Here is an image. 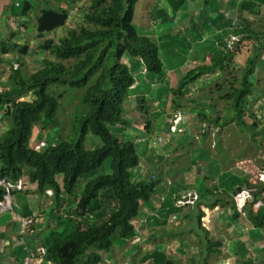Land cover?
<instances>
[{
	"label": "trees",
	"instance_id": "trees-1",
	"mask_svg": "<svg viewBox=\"0 0 264 264\" xmlns=\"http://www.w3.org/2000/svg\"><path fill=\"white\" fill-rule=\"evenodd\" d=\"M138 2L139 0H86L84 6L86 9L81 8L84 24L69 28L66 34L58 39L54 37V32L60 28L57 30L59 33L65 28L70 11L46 4L36 15V38H40L38 41H28L29 43L24 44L3 41L0 44V79L5 74V68H1L2 56L14 50L18 52L15 63L10 65L7 88L3 87L0 90V110L3 112V119L9 122L8 128L0 134V175L12 181L24 178L26 183L24 195L27 191L44 194L47 188H53L58 209L55 207L52 210V212L55 211L52 219L57 220L60 226L68 223L69 226L57 233L52 240H50L51 237L43 239L47 246L43 260L47 259L50 264L101 262V253L112 248L115 235L117 241L136 235L137 231L131 220L138 216L142 203H147L146 201L153 198L160 183L167 182V186L163 184L164 190L181 185L178 181H170L172 175H169L167 179L169 172H163L165 165L160 167L154 162L152 166L145 169V172H142V160L138 155L136 144L120 140L108 129L109 125H130L124 114L131 109L124 103L133 93L131 89L134 88L137 80L133 75L136 62L139 67L146 68V73L152 77L156 88L161 82L165 85L167 69L180 72L179 67L185 61V58H182L178 64L173 62L172 68L164 67L160 54L161 47L157 40L153 36L150 37L138 31L139 27L135 21ZM240 4L241 8L255 17V20L250 22L246 19L245 27H241L229 36L228 41L227 39L223 41L224 48L220 50L216 48V52L219 53L212 52L208 64L201 63L180 72L181 76L169 92L176 97L199 78L214 73L215 69L224 70L237 41L239 43L246 39L251 46H254L255 54L248 58V64L244 67L240 79V86L230 88L223 97L230 103L227 108L228 113L231 112L234 117L217 115L216 120H211L207 118L205 112L199 113L198 116L201 121L208 123L207 125L210 122L216 126H224L228 120H234L241 131L250 130L255 136L260 134L257 131V120L255 119L253 124L248 126V119L245 116L249 99L255 95V89H257L254 83V64L256 58H259L260 50L264 47V44L259 41L264 40V13L258 2L240 0ZM204 5L212 10L211 12L219 9L217 0H205ZM16 7H19V3ZM36 10L38 8L27 1L22 4L20 13L16 16H26L29 12ZM152 14L157 16L154 12L150 13ZM146 17L148 18L149 15ZM256 19L257 23L253 24ZM51 33L52 36L46 37ZM30 43L34 45L30 46ZM171 50L174 51L173 48ZM24 58L34 61L33 64L37 65L33 73L24 72L23 67L26 65ZM124 58L126 62L122 60ZM261 60L264 62V57H261ZM91 78L94 79L92 82ZM81 90H84V93ZM80 92L83 95L81 102L88 107V112L77 121L82 128L78 140L48 143L39 138L49 126L58 125L57 113L61 110L63 97L69 93ZM28 95L30 98L25 99ZM144 99L149 100L148 97H143L139 102ZM179 107L183 108V106ZM138 109L140 110V106ZM186 112L183 111V113ZM180 113L170 120L166 132H171V125L178 116V131L173 134L183 131L186 134L187 126L186 124L184 126V119ZM0 123H2L1 120ZM36 126L41 128L38 132L39 137L36 136L37 139L31 141ZM191 127L189 126L188 132ZM203 129L205 131L204 127ZM88 132L93 133L100 140L101 146L98 149L90 151L84 148V139ZM35 142H46L48 147L41 148L38 152L36 148L31 147ZM152 153L155 154L154 148ZM105 159H110L111 173L90 179L84 189L78 192L79 180L93 176ZM193 166L195 167L194 163ZM207 169L212 167L208 165ZM239 170L237 168V172ZM241 175L243 176L241 185L245 184L248 188H254L251 191L252 199L246 203L243 210L257 227L262 228L264 227V201L256 213L252 210L255 204L263 199L264 181L254 184L250 182L249 174L241 173ZM179 178L180 175H175V179ZM239 184L237 181L234 183V185ZM206 191L214 194V191ZM226 193L231 196V193L227 191ZM3 195L4 190H0V201ZM66 195L70 198L69 202L64 203L61 197ZM179 197L180 195L175 196L173 204L161 210L166 208L170 211L169 207L179 208L176 205ZM223 201L236 208L237 216L240 214L234 195L232 200L223 199ZM14 207L15 212H18L19 205L14 204ZM156 210L155 206L151 209V211ZM20 211V214H28L25 210ZM31 216L35 218L34 229L36 217ZM47 221L45 225L50 223V218ZM51 234H56V231L52 230ZM18 235L23 238L25 234L19 231ZM207 244V251L210 253L214 251L213 246L220 245L221 242L208 240ZM167 264H173V262L168 260Z\"/></svg>",
	"mask_w": 264,
	"mask_h": 264
},
{
	"label": "crops",
	"instance_id": "crops-1",
	"mask_svg": "<svg viewBox=\"0 0 264 264\" xmlns=\"http://www.w3.org/2000/svg\"><path fill=\"white\" fill-rule=\"evenodd\" d=\"M27 1L33 4L34 7H37L38 10L35 12L31 11L26 16H16L20 13L19 9L22 4ZM80 1H85L86 4V0H75V2L74 0H0V44L3 41L18 42L20 44H24L28 41L34 42L37 36L35 24L36 15L39 14L46 4L52 7L69 9L70 17L66 24L69 25V22L75 23V14L72 11V7H75ZM217 2L219 4V9L211 12L212 10L206 7L207 12L203 18V11L200 9V5L204 4L205 0H159L160 4L154 11V14L157 16L152 14L147 18L146 16L142 17L138 15L139 19L135 17V21L141 33L147 34L150 37L153 36L154 39L157 40L159 46L161 48L165 47L168 53H176L180 50L178 47L179 42L175 38L176 32L183 35V50L180 51L185 61L179 67V70L180 72H184V70L193 68L201 63L208 64L211 60L212 52H216L217 47V50H219V45L223 42V39L226 40L229 36L236 33L238 29L245 27L246 19L250 22L255 20V17L251 16L246 9L244 10V8H241L240 0H217ZM250 2H258L259 5L264 8V2H262V0H250ZM18 3L19 7H16ZM187 3H191V5ZM262 7H260V9L262 13H264ZM164 10H166V12L168 10V12L163 13ZM256 23L257 19L253 24ZM204 25L210 26L211 33H216V35L208 34L210 36L209 50H204L200 45L207 40V38L202 35L205 32ZM59 29L60 28L57 30ZM57 30L54 34L61 36L60 32L63 31L57 33ZM222 32L227 33L226 37L219 40L220 36L218 33ZM48 36H52V33L46 35V37ZM33 45L34 43H30V46ZM223 46L221 44V47ZM172 48L174 50L173 52L171 50ZM217 53L219 52L217 51L216 54ZM2 57L3 64L1 68H9L12 63H15L18 54L12 51L4 54ZM135 64L138 65L137 62ZM172 72L173 70L167 69V80L169 79L168 74ZM174 72H177L178 75L181 74L178 70H174ZM145 74L148 79L147 81L144 80L143 75L139 76L137 74V76H135L137 80L134 88L131 89V92H135V94L126 98L124 103L125 106L131 103H137L143 97L147 98L151 92V87H154V84L153 81L151 82L146 72ZM8 77V75L4 74L0 81L6 80ZM150 83L151 86L149 88L148 85ZM263 104L260 108L264 107ZM0 120H4L1 110ZM253 122L254 121L250 122L249 120L247 125L250 126ZM0 124H3V122ZM8 124L9 122L4 123V127H2L3 130L0 131V134L8 128ZM201 125L202 124L199 126ZM200 132L199 130L194 131L195 135H192L193 130L191 127L189 134L193 140H195L198 138L197 136ZM149 150V152L144 151V153H149L150 158L154 157L155 154L151 152L152 149ZM240 172L242 173V169H240L239 172L235 169V173L238 177L236 181L240 183L238 186L242 187L245 184L241 185V183H243V176ZM246 174H249L251 183L258 184L262 181L260 175L264 174V172H260V169L255 165L252 166ZM193 179L194 178L188 179L190 184L192 181L191 185H194L196 181V179ZM220 183H223V180L220 181ZM163 184L167 186V182L160 183L151 200L146 201L147 203L141 202L142 205L138 216L131 220V223H133L136 228V235L124 240L118 239L119 241L116 245L113 242L110 250L101 253L102 260L97 264H167L168 260L172 261L173 264H201L202 262L206 264L205 261L210 264H264V227H257L254 222L247 217L246 211L241 210L240 214L237 216L235 213L236 208L225 203L223 199H218L219 197H216L215 200L217 201L215 203L211 200L201 199L202 202L198 200L191 204L179 206V208L169 207L170 211L166 208L165 210H161L164 209L165 206L168 207L170 204H173L175 196L179 195L178 192L181 191L180 189H183V185H175L164 190L165 186H163ZM199 188L201 191L202 187L199 186ZM186 189L199 192L198 189H195V186ZM253 189L254 188H251V191ZM236 191L237 190L231 192L230 198L224 199L232 200V195L235 196ZM188 193L197 194L195 192H187V194ZM219 193H222V191H219ZM25 196L27 204L24 206L17 204L19 205L17 211L21 212L20 210H25L28 212V215H34L36 217L34 229L33 226H31L27 232H25V235L29 238L28 249L25 250L22 246L13 243V240L16 242V235L19 234L20 228L18 223L13 220L12 213L11 215L0 214V245L4 244V246H0V264H25L27 256H30L31 264H36L37 262V264H47L40 254V249L42 248L47 251V246H45L43 239L51 237L50 240H52L53 237L57 235V232L56 234H51V230L50 235L47 236L43 230H48L49 227H59L60 225H58L57 220L53 219L54 221L50 223V226L47 225V228L42 226L48 222V218H52V214H54L55 211H53L51 215V211L43 214L39 211H44L49 207V209L52 210L54 207L49 205L43 206L41 204L43 199L40 201V206H38L37 200L35 199L37 192L25 194ZM161 196L165 197L164 202L160 201ZM249 199L251 200L252 198L250 197ZM218 200H220V202ZM157 201H159L161 206H158ZM262 201H264V193L263 199L255 204L254 210H252L254 213L258 211ZM151 206H155L157 210L151 211ZM195 207L200 214L197 220V227L190 226L191 223L186 217V212L191 211V209ZM191 212L195 214V211ZM47 215H50V217ZM182 224H184L183 228L178 227ZM174 228H176V231H174ZM194 231H196V233L204 232L207 236V238H204L205 241H220L221 244L219 246H214V248H212L214 251L210 253L207 251L208 248L201 250L199 243L202 245V242L200 238L197 240L196 235L192 234ZM187 232L190 234L187 235ZM9 241H11V244L8 243Z\"/></svg>",
	"mask_w": 264,
	"mask_h": 264
},
{
	"label": "rangeland",
	"instance_id": "rangeland-1",
	"mask_svg": "<svg viewBox=\"0 0 264 264\" xmlns=\"http://www.w3.org/2000/svg\"><path fill=\"white\" fill-rule=\"evenodd\" d=\"M152 4H154L153 7ZM159 4V0H139L136 5V19H139L138 15H141L142 17L150 15V13H153L157 9ZM187 4L191 5V3ZM203 5L204 4L200 5V9L203 11L202 17L204 18L207 10L206 6ZM84 6L85 1H80L75 7H72V11L75 14V23L69 22V25L66 24L65 29L61 30L63 32H60L61 36L66 34L69 28L84 24V14L81 11V8ZM84 9H86V7H84ZM165 12L166 10L163 11V13ZM204 31L205 32L202 35L205 36L207 40L200 45L204 48V50H209L210 36L208 34L210 33L211 35H216V33H211L210 26L207 25H204ZM226 34V32L218 33L220 36L219 40L226 37ZM54 37L58 39L60 36L55 34ZM175 38L179 42V49L183 50V35L176 32ZM38 40V38H35L34 42ZM259 41L264 44V40ZM221 44L223 46L224 43L221 42ZM221 44L219 45V50L222 49ZM180 50L176 53H168L165 47L161 48L160 54L163 58L165 68H172L173 65L171 64L173 62L178 64L182 58H184L181 56ZM14 52L18 54L17 50H14ZM231 52V58H229V61H226V67L224 70L215 69L214 73H209L199 78L198 81L189 84L176 97L174 94L170 93L169 90L176 85L177 80L181 75H178L177 72L169 73V79L167 80V77H165L167 80L165 81V85L161 82V84H157L156 88L151 87V92L147 96L149 98L148 101L144 99L139 103H131L126 106L131 109L124 114L127 121L130 122L129 126H108L110 132L120 140L130 141L136 144L138 155L142 160V172H145V169L148 166H152L154 162L160 167L165 165L166 168L164 166L163 172H169L166 176L167 179L169 175H172V179L170 181H178L181 185H183V189H180L181 191L178 192L180 196L187 195V192H195L198 194V198L200 194L199 199L203 200L215 201L216 197L222 199L230 198V195L227 194L226 191L231 193L238 187V185H234L238 179L235 169H242V173L246 174L252 166L256 165L260 169V172H264V133H262L264 132V107L260 108L264 101V62L261 60V57H264V47L259 52V58H256L255 60L254 83L257 89H255V95L249 99L246 107L247 113L245 116V118H247L248 121L250 120V122L255 121V119L257 120V131H259L260 134H255V136H253L250 130L245 129L244 131H241L239 128L240 126H238L234 120H228L227 124L224 126H216L214 124H210V122L209 125H207L208 123L201 121L198 116L199 113L204 114L203 112H205L207 118L211 120H216L217 115L231 116L230 118L234 117L231 112L228 113L227 108L230 106V103L225 101L223 97L230 88L240 86L243 69L248 64V58L255 54V49L254 46H251L250 42L245 39L237 43L234 51ZM24 59L26 60V65L23 67L24 72L33 73V70L37 65L33 64L34 61L27 58ZM122 60L126 62L125 58ZM127 63L130 64L129 62ZM134 68L136 69L133 73L134 76H137V74L139 76L143 75L144 80H148L145 74V67L135 65ZM5 72V75L10 76V67H5ZM148 76L152 82V77L150 75ZM93 78H91V82L94 80ZM8 83V79L1 80L0 89L3 87L7 88ZM150 86L151 83L148 87L150 88ZM59 91H61V89ZM81 91L84 93V90ZM82 92L66 94L62 99L61 110L57 113V120L59 122L58 125L49 126L46 129V132L41 134L40 137L38 131H40L41 128L40 126H36L34 127L33 136L38 134L37 137L47 141L48 143H59L63 140L70 139L71 141L78 140L81 135L82 128L77 121L88 112V107L81 102V96H83ZM133 94L135 93H131V95ZM29 98L30 95H28L25 99ZM139 106L140 110L138 109ZM179 106H183V108ZM184 107L186 109H184ZM183 111L187 112L183 113ZM177 113H180L183 116L182 119H184V126L185 124L187 126L186 134H184V131L177 134L166 132L170 120L177 115ZM2 122L3 124H0V131L3 130L2 127H4V123H8V120L4 119ZM175 122H173L172 125V132ZM200 124L202 125L199 126ZM189 126H192V135H195L194 131H201L197 136V139L193 140L190 136L188 132ZM202 127L205 128L206 132L204 129L202 130ZM37 137L35 139H37ZM31 141H34V138H31ZM83 145L86 150L93 151L101 146V142L98 137L93 135V133L88 132L85 136ZM151 147L152 149L154 148L155 152V156L152 158H150L149 153H144V151L149 152V148ZM193 163L195 164V167H192ZM208 165L209 167L211 166L212 169H207ZM110 173V159H105L93 176L88 179L81 178L79 180L77 191L81 192L90 179L96 178L100 175H108ZM222 174H224V177H220ZM175 175H180V178L178 180L175 179ZM191 178L196 179L194 185H191L192 181L190 184V181L188 180ZM222 180L223 183H220ZM162 183H164V181ZM194 186L200 193L195 190L186 189ZM199 186L202 187L201 191ZM216 188L217 190H215ZM52 189L53 188H47L44 194L37 192L35 199L37 200L38 206H40V201L43 199V202L41 203L43 206L49 205L54 208L56 207V197ZM206 190H210V192L214 191V194H210ZM219 191H222V193H219ZM51 192L52 195H49L48 193ZM14 193L13 201L15 205L20 204L21 206H24L27 204L26 196L23 194L24 191L15 190ZM28 193L33 192L27 191L26 194ZM67 197V195L63 196L61 197V200H63L64 203H66V201L69 202L70 197ZM164 200L165 197L161 196L160 201ZM195 200L196 199L193 198L189 204L193 203ZM199 202L202 201L200 200ZM157 204L158 206H161L159 201H157ZM49 208L44 211L40 210L39 212L43 214L51 211V215L54 208L52 210ZM56 209L58 208L56 207ZM191 211H195V214ZM191 211L186 212V217L191 223L190 226L197 227V220L200 215L199 211L196 207L192 208ZM17 213L23 217H30L28 214H20L19 211ZM0 214L11 215V212H3ZM50 215L47 216L50 217ZM135 218L136 217L133 219ZM13 220L18 221L14 218ZM52 221L54 220L50 218V223ZM50 223L48 226H50ZM31 226H33V224H29L26 227V231ZM42 226L45 228L48 227L47 225ZM68 226L69 223L61 224L59 227H49L48 230L44 229L43 232H45L48 236L50 235L51 230L59 233ZM178 227L183 228L184 224L179 225ZM174 231H176V228H174ZM186 234L189 235L190 233L187 232ZM192 234L196 235L197 240L200 238L202 245L199 243V247L201 250L208 248L207 241L204 239L207 238V236L204 232L196 233V231H194ZM28 240L29 238L26 235H24L23 238L16 235V242L13 240V243L18 244V246H24L22 248L27 250L29 246ZM113 242L115 245L118 243L116 235L114 236ZM8 243L11 244V241ZM0 246H4V244H1ZM214 246H219V244ZM45 262L48 263V260L46 259Z\"/></svg>",
	"mask_w": 264,
	"mask_h": 264
},
{
	"label": "built area",
	"instance_id": "built-area-1",
	"mask_svg": "<svg viewBox=\"0 0 264 264\" xmlns=\"http://www.w3.org/2000/svg\"><path fill=\"white\" fill-rule=\"evenodd\" d=\"M176 121V122H175ZM175 122V126L173 127V132L175 133L176 131H178L177 129V124H178V116H176L175 120L173 121ZM173 125V124H172ZM172 125H171V129H172ZM36 148L37 151L41 150V148H46L47 144L46 142H36L33 146ZM264 174L260 175V178L262 181H264ZM261 182V181H260ZM25 179L24 178H20L18 181H12L6 177H2L0 175V190H4V195H3V199L0 201V213L3 212H11L12 213V217L14 219H17L18 221H16L19 225L20 231L21 233L27 232L26 231V227L29 224H33L35 221V218L33 216L30 215L29 218L27 217H23L21 215H19L17 212H15V208H14V203L12 200V195L15 192V190H25ZM49 195H52L51 193H48ZM250 197V190L245 188L240 190L239 192H237L236 194V202L238 204V207L241 209L246 201V199H248ZM197 198L196 194H191L188 193L187 195H182L180 196L177 201H176V205L177 206H184L189 204L192 200ZM13 212H15L13 214ZM27 221H25V220ZM40 254L42 256V259L44 258V255L46 254V250L44 248L40 249ZM31 258L30 256H27L25 259V264H30ZM46 261V260H45ZM41 264H45V263H41ZM47 264H50V262L48 261Z\"/></svg>",
	"mask_w": 264,
	"mask_h": 264
},
{
	"label": "clouds",
	"instance_id": "clouds-1",
	"mask_svg": "<svg viewBox=\"0 0 264 264\" xmlns=\"http://www.w3.org/2000/svg\"><path fill=\"white\" fill-rule=\"evenodd\" d=\"M177 114H178V113H177ZM38 132H39V131H38ZM36 136H37V135H36ZM36 136L33 137L34 140H35ZM35 143H36V142H35ZM46 144H47V143H46ZM47 147H48V144H47ZM39 151H40V150H39ZM261 182H262V181H261ZM245 186H246L247 189L250 190V197L252 198L251 188H248L247 185H245ZM242 189H245V188L242 187L241 190H242ZM236 190H237V189H236ZM239 191H240V190H237L236 193H235V202H236V194H237V192H239ZM196 195H197V198H196L195 201H197V200L199 199V198H198V194H196ZM250 197H249V198H250ZM249 198L246 199V201H245L243 207H244V206L246 205V203L250 200ZM247 200H248V201H247ZM195 201H194V202H195ZM194 202H193V203H194ZM236 204H237V202H236ZM237 207H238V204H237ZM243 207H242L241 209L238 207V210L241 212V210H243Z\"/></svg>",
	"mask_w": 264,
	"mask_h": 264
},
{
	"label": "water",
	"instance_id": "water-1",
	"mask_svg": "<svg viewBox=\"0 0 264 264\" xmlns=\"http://www.w3.org/2000/svg\"><path fill=\"white\" fill-rule=\"evenodd\" d=\"M242 187H243V188H246V186H245V185H244V186H242ZM242 187L238 186V187H237V190H241V188H242Z\"/></svg>",
	"mask_w": 264,
	"mask_h": 264
}]
</instances>
